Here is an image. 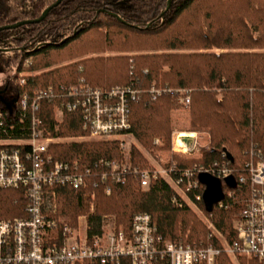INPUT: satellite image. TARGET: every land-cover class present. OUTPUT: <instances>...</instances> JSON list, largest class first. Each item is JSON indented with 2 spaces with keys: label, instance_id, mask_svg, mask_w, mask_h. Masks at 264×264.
Instances as JSON below:
<instances>
[{
  "label": "trees",
  "instance_id": "trees-1",
  "mask_svg": "<svg viewBox=\"0 0 264 264\" xmlns=\"http://www.w3.org/2000/svg\"><path fill=\"white\" fill-rule=\"evenodd\" d=\"M55 1L0 0V28L35 20ZM215 49L225 52L215 53ZM118 52L150 54L103 56ZM0 72L9 74L0 86L4 124L0 139L29 138L35 117L53 131L60 100L41 101L37 113L22 111L13 101L21 94L32 96L49 88L59 92L82 79L93 88L132 86L140 91L139 99L129 102L128 133L154 157L170 150V114L184 108L180 92H188L190 130L207 133L210 148L190 160L172 157L168 165L206 167L220 161L225 152L236 184L222 192L232 196L225 195L207 212L204 185L188 194L200 196L198 207L226 242L237 239L232 224L250 195L245 165L251 152L264 154V0H62L41 22L0 31ZM18 74L24 75L22 86L17 84ZM152 85L173 93L152 100L146 94ZM4 103L12 104L11 114ZM58 135H84L80 114L64 113ZM47 154L52 162L77 161L81 167L123 158L118 140L53 145ZM129 163L139 170L149 169L134 146ZM108 184L109 194L102 187L58 190V215L74 222L88 214L90 200L84 198L94 194V212L87 217L89 236L100 233L103 216H113L117 229L128 234L133 217L146 214L162 240L217 249L215 264H231L221 242L190 208L174 205L175 194L165 181L153 180L146 190L132 176L121 184ZM25 217L23 193L0 191V219ZM118 264H129V259L122 258Z\"/></svg>",
  "mask_w": 264,
  "mask_h": 264
},
{
  "label": "built area",
  "instance_id": "built-area-1",
  "mask_svg": "<svg viewBox=\"0 0 264 264\" xmlns=\"http://www.w3.org/2000/svg\"><path fill=\"white\" fill-rule=\"evenodd\" d=\"M18 77L17 84L22 86L24 75L18 74ZM165 93L173 92L153 85L146 91L152 100ZM180 94L179 103L187 107L188 92ZM139 97L140 91L132 86L99 89L81 79L77 85L61 87L59 92L49 88L36 91L32 96L21 94L14 105L22 111L30 109L37 113L41 101L60 100L57 115L80 114L82 138L118 140L123 152L121 138L129 135L131 126L129 102ZM3 126L0 114V128ZM42 129L41 120L35 117L31 121L29 138L0 139V191H21L26 213L25 218L0 219V264H83L87 261L118 264L122 258L129 259V264H153L156 260L165 264H215L219 250L164 241L155 235L156 225L146 214L133 217L128 234L118 229L104 232L101 225L100 233L89 236L87 225L83 229L80 223L73 227L58 221L49 212L60 189L71 188L78 192L102 187L109 194L108 182L121 184L127 176L138 179L142 190H146L151 181L161 179L173 190L176 207L198 210L200 196L190 197L188 193L202 185L198 181L200 174L217 179L224 189L229 188L226 179H233V172L228 167L225 152L220 161L191 169H178L174 163L168 165V160L157 168L139 170L131 167L124 157L119 161L99 160L81 167L77 161L52 162L47 154L48 144L60 139L49 136ZM181 144L172 152L190 156L197 150L194 134L191 138H182ZM245 170L250 195L233 226L237 239L229 244L211 222L208 230L221 242L222 251L229 258L254 259L264 264V154L251 152ZM233 182L236 184L234 179ZM242 182L239 178L238 183ZM222 194L223 197L232 196L229 192Z\"/></svg>",
  "mask_w": 264,
  "mask_h": 264
},
{
  "label": "rangeland",
  "instance_id": "rangeland-1",
  "mask_svg": "<svg viewBox=\"0 0 264 264\" xmlns=\"http://www.w3.org/2000/svg\"><path fill=\"white\" fill-rule=\"evenodd\" d=\"M215 53H223L225 51L222 50H214ZM180 53V52H175ZM142 54H150V53H143V52H130V53H124V52H118V53H110V54H104L103 56H125V55H142ZM55 67L49 68L47 70H52ZM9 74L1 73L0 72V86L3 85L4 79ZM26 75V74H25ZM62 116L57 115L55 113V119H56V125L53 127V131L49 130L47 127L43 125V132H48L49 136L51 137H57L58 141H53L52 143L48 144V148L53 145H59V144H71L73 142H91L90 140L82 138V135L75 136V137H61L58 135V124L62 121ZM170 120H171V128L172 133L170 136V150L167 152H160L157 153L156 156H152L149 152L144 150L131 135H128L126 137L121 138L122 143L124 144V150L122 152V157L126 158L129 161V154H130V148L131 146H134L137 148V150L141 153L142 157L146 161L147 165L149 166V169L157 168L158 166H162L163 163L170 160L172 157L176 158H182L183 160L192 159V158H198L200 153L203 151H207L210 148L209 143V136L205 132H198V131H191L190 130V118H189V111L188 108L184 107L182 109H178L175 111H172L170 114ZM194 134L195 140L197 141V150L194 152V154L188 156V155H181V154H175L172 152V149L176 148L175 146V136L176 135H187V134ZM175 151H177L175 149ZM158 157V159H157ZM207 197H215V192H211L207 195ZM84 199H89V212L88 214L79 215L74 222H69L62 217L58 215V202L57 199L54 202H51L50 212L49 214L53 215L58 221L65 222L70 224L73 227H77L78 223L81 224V227L83 229V226L87 225V217L89 214H92L94 212V205L92 203L93 198L89 196L85 197ZM54 211V212H53ZM190 211L193 212V214L196 216V218L201 222L202 225H204L208 230V223L210 222L209 218L202 212V210L198 207V210L195 208H190ZM83 219H80L82 218ZM237 221V220H236ZM233 222L232 226H234L235 222ZM102 224V231H111L113 229H117L115 218L113 216H103L101 220ZM224 239V238H223ZM231 264H242L241 261H244V264H248L251 260L254 259H247V258H229Z\"/></svg>",
  "mask_w": 264,
  "mask_h": 264
},
{
  "label": "water",
  "instance_id": "water-1",
  "mask_svg": "<svg viewBox=\"0 0 264 264\" xmlns=\"http://www.w3.org/2000/svg\"><path fill=\"white\" fill-rule=\"evenodd\" d=\"M62 0H56L52 5H50L48 8H46L41 15L35 19V20H30V21H23V22H17L13 25L10 26H5L3 28H0V31L2 30H9V29H15L20 26L26 25V24H36L44 20V18L48 15V13L55 7H57ZM170 4V1H168V6ZM5 51V50H4ZM16 100L13 101V104H15ZM5 109L11 114L12 110V104H7L4 103ZM229 160H231V157L228 155ZM198 181L204 185L205 187V193H204V205H205V210L207 212H210L213 208V206L217 203H219L223 199V194H222V187L220 181L217 179L207 175V174H200L198 177ZM226 184L228 187L234 186L233 179L230 177L226 179ZM215 192V197H207V195L211 192Z\"/></svg>",
  "mask_w": 264,
  "mask_h": 264
},
{
  "label": "bare ground",
  "instance_id": "bare-ground-1",
  "mask_svg": "<svg viewBox=\"0 0 264 264\" xmlns=\"http://www.w3.org/2000/svg\"><path fill=\"white\" fill-rule=\"evenodd\" d=\"M191 137H192V134H190V135H183V134L176 135L175 136V142H174L176 148H180L182 146V144H181L182 138H191Z\"/></svg>",
  "mask_w": 264,
  "mask_h": 264
}]
</instances>
